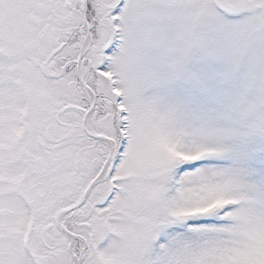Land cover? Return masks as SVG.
<instances>
[{
  "label": "snow or ice",
  "instance_id": "1",
  "mask_svg": "<svg viewBox=\"0 0 264 264\" xmlns=\"http://www.w3.org/2000/svg\"><path fill=\"white\" fill-rule=\"evenodd\" d=\"M0 264H264V0H0Z\"/></svg>",
  "mask_w": 264,
  "mask_h": 264
}]
</instances>
